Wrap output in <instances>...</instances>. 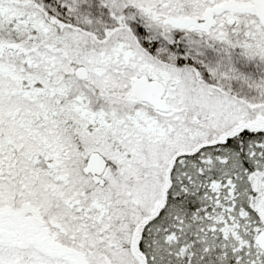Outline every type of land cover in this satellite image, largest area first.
Here are the masks:
<instances>
[{
    "label": "snow or ice",
    "instance_id": "obj_1",
    "mask_svg": "<svg viewBox=\"0 0 264 264\" xmlns=\"http://www.w3.org/2000/svg\"><path fill=\"white\" fill-rule=\"evenodd\" d=\"M0 264H264V0H0Z\"/></svg>",
    "mask_w": 264,
    "mask_h": 264
}]
</instances>
